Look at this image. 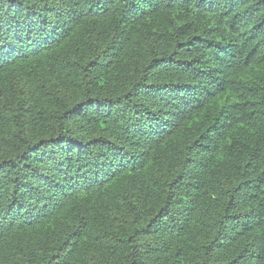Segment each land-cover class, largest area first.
Masks as SVG:
<instances>
[{"label": "trees", "instance_id": "obj_1", "mask_svg": "<svg viewBox=\"0 0 264 264\" xmlns=\"http://www.w3.org/2000/svg\"><path fill=\"white\" fill-rule=\"evenodd\" d=\"M0 264H264V0H0Z\"/></svg>", "mask_w": 264, "mask_h": 264}]
</instances>
